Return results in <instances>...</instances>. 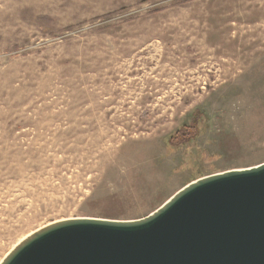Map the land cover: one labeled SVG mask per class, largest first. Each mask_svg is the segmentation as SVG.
I'll use <instances>...</instances> for the list:
<instances>
[{
	"label": "rangeland",
	"instance_id": "374dc122",
	"mask_svg": "<svg viewBox=\"0 0 264 264\" xmlns=\"http://www.w3.org/2000/svg\"><path fill=\"white\" fill-rule=\"evenodd\" d=\"M262 162L264 0H0V260Z\"/></svg>",
	"mask_w": 264,
	"mask_h": 264
},
{
	"label": "water",
	"instance_id": "95a60500",
	"mask_svg": "<svg viewBox=\"0 0 264 264\" xmlns=\"http://www.w3.org/2000/svg\"><path fill=\"white\" fill-rule=\"evenodd\" d=\"M0 264H264V162L192 180L141 218L51 222Z\"/></svg>",
	"mask_w": 264,
	"mask_h": 264
},
{
	"label": "trees",
	"instance_id": "16d2710c",
	"mask_svg": "<svg viewBox=\"0 0 264 264\" xmlns=\"http://www.w3.org/2000/svg\"><path fill=\"white\" fill-rule=\"evenodd\" d=\"M189 127L184 124L178 131H175L172 135L167 137V143L172 145V147H180L181 145H186L195 139L196 133L195 128Z\"/></svg>",
	"mask_w": 264,
	"mask_h": 264
},
{
	"label": "bare ground",
	"instance_id": "6f19581e",
	"mask_svg": "<svg viewBox=\"0 0 264 264\" xmlns=\"http://www.w3.org/2000/svg\"><path fill=\"white\" fill-rule=\"evenodd\" d=\"M101 134H102V133H101ZM28 235H29V234H28ZM28 235H26L25 237H27ZM25 237H23L22 239H24ZM22 239H21V240H22ZM21 240H19V241H21ZM19 241H18V242H19ZM18 242H17V243H18ZM17 243H16V244H17ZM16 244H15V245H16ZM7 253H8V252H7ZM1 260H2V259H1ZM1 260H0V261H1Z\"/></svg>",
	"mask_w": 264,
	"mask_h": 264
}]
</instances>
